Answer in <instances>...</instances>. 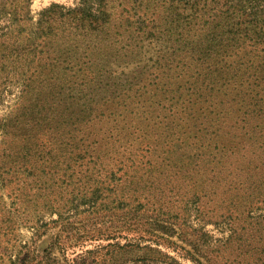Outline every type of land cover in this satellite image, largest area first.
I'll return each mask as SVG.
<instances>
[{"label": "trees", "instance_id": "trees-1", "mask_svg": "<svg viewBox=\"0 0 264 264\" xmlns=\"http://www.w3.org/2000/svg\"><path fill=\"white\" fill-rule=\"evenodd\" d=\"M32 2L0 0V21H11L4 44L18 37L13 25L32 21ZM115 3L131 30L127 42L164 40L171 52L71 124L62 117L68 109L57 110L66 126L59 133L81 152L71 162L25 156L23 184L12 189L16 212L58 214L54 242L68 215L86 207L108 229H139L193 261L264 264V0H76L44 9L34 34L56 22L105 32ZM33 114L35 127L54 125L50 112ZM209 226L227 235L213 256L201 251L215 245ZM46 233L36 228L38 240Z\"/></svg>", "mask_w": 264, "mask_h": 264}, {"label": "rangeland", "instance_id": "rangeland-1", "mask_svg": "<svg viewBox=\"0 0 264 264\" xmlns=\"http://www.w3.org/2000/svg\"><path fill=\"white\" fill-rule=\"evenodd\" d=\"M75 1L33 0L32 21L13 25L18 35L14 41L4 44L6 39H0V264H206L193 261V255L184 251L152 245L150 236L139 229H108L110 224L88 218L86 207L68 215L58 242H54V232L61 228L58 214L40 215L47 211L43 206H27L23 215L16 212L12 189L23 184L25 156L41 153L48 161L57 155L55 160L71 162L81 152L78 141L59 133L66 126H61L63 120L57 117V110L68 109L62 117L71 124L92 105L102 106L104 100L137 84L159 56L171 52L172 44L164 40L136 47V38L131 35L127 42L131 30L120 23L117 3L112 7V24L105 32L56 22L52 28L41 30V37L40 32L34 34L44 9L52 4L73 7ZM10 22L0 21V35ZM34 112H50L54 125L43 122L37 128L30 124ZM100 215L106 221L104 214ZM7 216L13 218L12 223ZM36 228L47 231L39 240ZM222 229L207 227L215 245L209 247L211 251L203 247V253L215 255L212 249L216 241L227 236L221 234ZM137 243L140 248L129 246Z\"/></svg>", "mask_w": 264, "mask_h": 264}]
</instances>
